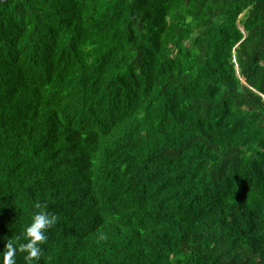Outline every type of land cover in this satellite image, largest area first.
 <instances>
[{"label": "trees", "instance_id": "trees-1", "mask_svg": "<svg viewBox=\"0 0 264 264\" xmlns=\"http://www.w3.org/2000/svg\"><path fill=\"white\" fill-rule=\"evenodd\" d=\"M0 190V259L264 264V0L0 2Z\"/></svg>", "mask_w": 264, "mask_h": 264}, {"label": "clouds", "instance_id": "clouds-1", "mask_svg": "<svg viewBox=\"0 0 264 264\" xmlns=\"http://www.w3.org/2000/svg\"><path fill=\"white\" fill-rule=\"evenodd\" d=\"M40 211L36 212L30 224L25 225L21 235H17L15 239L7 240L3 251V257L0 264H16L17 252H25L24 259L27 264H36L42 255V245L47 241V229H49L56 221L55 216H50L40 204L36 205ZM17 241H26L19 243Z\"/></svg>", "mask_w": 264, "mask_h": 264}, {"label": "bare ground", "instance_id": "bare-ground-1", "mask_svg": "<svg viewBox=\"0 0 264 264\" xmlns=\"http://www.w3.org/2000/svg\"><path fill=\"white\" fill-rule=\"evenodd\" d=\"M7 1V0H6ZM192 3V2H191ZM192 20V19H191ZM109 22V21H108ZM197 22V21H196ZM198 26V25H197ZM170 45V44H169ZM167 46V45H166ZM92 57V56H91ZM111 58H112V56H111ZM217 77V76H216ZM234 78V77H233ZM225 81V80H224ZM157 109V108H156ZM159 114V113H158ZM154 117V116H153ZM167 122V121H166ZM179 127V126H178ZM148 129V128H147ZM40 136V135H39ZM47 139V138H46ZM36 142V141H35ZM24 147V146H23ZM16 149V148H15ZM17 150H18V147H17ZM96 151V150H95ZM79 152V151H78ZM82 153V152H81ZM80 154V153H79ZM102 154H103V151H102ZM87 156V155H86ZM100 157V156H99ZM78 159V158H77ZM79 161V160H78ZM84 161V160H83ZM95 161V160H94ZM92 162V161H91ZM109 162V161H108ZM106 164V163H105ZM98 165V164H97ZM87 166V165H86ZM96 167V166H95ZM88 168V167H87ZM90 168V167H89ZM98 168H100V167H98ZM76 169V168H75ZM83 170V169H82ZM75 171V170H74ZM91 171V170H90ZM107 171V170H106ZM84 172V171H83ZM75 173V172H74ZM80 173V172H79ZM113 173V172H112ZM85 174V173H84ZM115 174V173H114ZM76 176V175H75ZM107 176V175H106ZM93 178V177H92ZM103 177H101V179H102ZM100 179V180H101ZM111 180V179H110ZM109 180V181H110ZM108 181V182H109ZM93 182V181H92ZM131 190H132V188H131ZM1 191V190H0ZM122 193V192H121ZM120 194V193H119ZM148 194H149V192H148ZM124 196H125V194H124ZM2 197V196H1ZM119 197V196H118ZM123 197V196H122ZM20 198V197H19ZM6 200V199H5ZM20 200H21V198H20ZM14 201V200H13ZM116 201H117V199H116ZM120 201V200H119ZM19 202V201H18ZM21 202V201H20ZM38 202V201H37ZM103 202V201H102ZM14 203V202H13ZM105 203V202H104ZM24 204H26V203H24ZM103 204V203H102ZM106 204V203H105ZM4 205V204H3ZM6 205V204H5ZM20 205V204H19ZM61 205V204H60ZM1 206V205H0ZM15 206V205H14ZM23 206V205H22ZM10 207V206H9ZM20 207V206H19ZM26 207V206H25ZM14 208V207H13ZM24 208V207H23ZM15 210V209H14ZM23 210V209H22ZM26 210V209H25ZM3 213V212H2ZM22 213V211L20 210V214ZM26 214H27V212H26ZM22 216V215H21ZM14 218V217H13ZM60 221V220H59ZM108 221V220H107ZM115 227V226H114ZM117 228V227H116ZM52 229V228H51ZM58 230V229H57ZM111 230V229H110ZM113 230H115V229H113ZM114 233V232H113ZM108 234V233H107ZM9 236V235H8ZM54 236V235H53ZM6 237V236H5ZM90 242V241H89Z\"/></svg>", "mask_w": 264, "mask_h": 264}, {"label": "rangeland", "instance_id": "rangeland-1", "mask_svg": "<svg viewBox=\"0 0 264 264\" xmlns=\"http://www.w3.org/2000/svg\"><path fill=\"white\" fill-rule=\"evenodd\" d=\"M241 27H242V29H244V26H243V24H241Z\"/></svg>", "mask_w": 264, "mask_h": 264}, {"label": "water", "instance_id": "water-1", "mask_svg": "<svg viewBox=\"0 0 264 264\" xmlns=\"http://www.w3.org/2000/svg\"><path fill=\"white\" fill-rule=\"evenodd\" d=\"M2 1H6V0H0V2H2Z\"/></svg>", "mask_w": 264, "mask_h": 264}]
</instances>
